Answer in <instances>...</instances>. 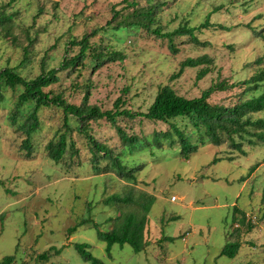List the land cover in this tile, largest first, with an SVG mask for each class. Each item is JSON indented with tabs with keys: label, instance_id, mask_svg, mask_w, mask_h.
<instances>
[{
	"label": "rangeland",
	"instance_id": "obj_1",
	"mask_svg": "<svg viewBox=\"0 0 264 264\" xmlns=\"http://www.w3.org/2000/svg\"><path fill=\"white\" fill-rule=\"evenodd\" d=\"M9 1L0 0V10L14 13L12 23L6 29L0 27V68L15 66L21 75L34 77L43 68L58 67L69 39L94 30L91 47L124 56L96 69L87 57L85 68L60 70V80L45 90L61 92L69 102L80 103L88 89V103L102 109L111 108L122 95L126 106L144 111L163 84L194 97L220 79L233 86L213 92L212 103L229 105L239 95L247 98L264 92V81L246 93L238 84L264 67V0H165L157 21L163 31L185 21L197 26L207 14L211 23L222 26L195 31L199 41H208L206 45L191 41L189 35L175 36L178 51L174 54L166 38L142 28H115L131 8L106 25L114 9L122 6L121 0H13L8 5ZM139 3L146 4L145 0ZM24 47L29 55L20 64ZM77 50V46L69 48L68 55ZM202 54L212 60L206 75L195 78L207 63L186 67L171 79L182 59ZM259 56L263 57L260 64L255 62ZM19 91L4 89L0 102V260L14 255L13 264H91L74 248L75 242H85L91 254L106 264H264V142L244 141L241 152L226 141L212 142L190 124L177 123L187 132L185 146L176 141L172 146H144L126 153L122 162L134 167L137 186L155 197L147 215V245L135 252L129 244L114 243L107 252L92 222L100 230L108 229L106 219L116 209L103 199L120 191L125 179L91 167L92 145L76 129L71 131L78 150L74 162L69 151L57 163L46 155V142L62 129V112L55 106L39 110L31 156L24 157L19 145L25 134L18 126L26 114L14 109ZM256 115L264 116V111ZM119 123L127 133L139 136L168 127L140 117L120 118ZM88 129L115 153L122 148L114 127L104 119L91 121ZM190 145L195 150H186ZM248 221L253 225L249 230ZM73 226L75 230L68 232ZM236 235L243 243L237 254H220ZM50 247L47 259L40 262L38 254Z\"/></svg>",
	"mask_w": 264,
	"mask_h": 264
},
{
	"label": "trees",
	"instance_id": "obj_2",
	"mask_svg": "<svg viewBox=\"0 0 264 264\" xmlns=\"http://www.w3.org/2000/svg\"><path fill=\"white\" fill-rule=\"evenodd\" d=\"M12 1L10 0L7 4L10 5ZM120 3L122 6L119 9H114L111 18L106 21V25L114 22L117 16L123 14L124 10L131 8L130 12L120 16V21L115 25V28L120 26L142 28L155 37L166 38L169 43L168 48L173 54L178 51V48L174 46L173 38L175 36L189 35L191 41L206 45L208 41H199L195 31L208 27L222 28L221 25L211 23L209 14H207L206 19L197 26H189L185 21L171 31H163L157 25V21L160 20V12L165 5V0H145V5H141L139 0H121ZM13 18V12H7L2 8L0 10V27L6 29L12 23ZM95 32L96 30L85 33L80 38L69 39L66 44L65 55L58 67H51L47 70L41 68L42 70L34 77L27 78L21 75L15 66L0 68V102L4 100L2 93L4 89L20 88L16 96L14 109L17 112L22 111L26 114L23 122L18 126V128L24 130L25 134L19 145L20 150H24V157L31 156V135L39 129L38 112L44 107L55 106L60 108L62 112V129L55 132L45 144L46 155L54 162L63 161L67 151H69L72 161L74 160L73 157L77 155L76 143L71 135L72 129H76L87 137L92 145V148L89 149L91 167L96 168L98 171L110 170L126 181L120 191L112 192L104 197L103 203L115 207L116 214L106 219L109 224L108 229L105 231L100 230L96 222H92L97 230L96 235L106 243L107 252L110 251L114 243L119 245L129 244L133 251L139 252L147 245L144 237L148 220L147 215L155 197L152 193L137 186L135 174L133 173L135 169L134 167L128 168L122 162L124 155L132 150L135 151L139 147L152 146L159 148L164 143L172 146L176 141L180 143L181 147L185 146L187 144V132L181 129L177 123L190 124L193 129L202 132L212 142L226 141L244 152L242 147L244 141L247 144H255L257 141L264 142V116H255V114L264 111V92L247 98H242V95H239L234 103L227 105L209 101V97L213 92L224 91L227 87L233 86L232 83L228 84V81L224 79L211 83L201 91L200 95L194 97L180 95L170 84H163L156 89L153 100L146 110L140 111L126 106V99L122 95L115 98L111 108L102 109L97 104L88 103V89H86L81 102L78 104L66 100L61 92L54 93L51 89L45 90V88L60 80L58 74L60 70L74 72L77 68H85L88 64L87 57L89 58L88 62L92 63V67L95 69L105 61L122 60L124 58L117 51L102 52L100 49L91 47L89 38ZM74 46L78 47L77 52L68 55L69 48ZM28 55V47H24L20 64L28 59ZM261 57H257L255 62L260 64L263 61V57ZM211 61L206 54L186 57L179 62V68L171 74V79L178 77L186 67H196L207 63V65L201 66L196 73L195 78L200 79L209 72L208 64ZM263 81L264 67H260L247 78L238 81V84L244 86L243 93H246L247 91L257 90ZM122 90L125 93L128 88ZM136 117L163 122L168 127L159 130L153 129L148 136L129 134L121 126L119 119L126 118L130 120ZM71 118L74 119V125L71 123ZM101 119L114 127L122 145L118 153H115L114 149H110L105 143L98 141L88 132L89 123ZM13 121H15V115ZM190 146L186 150H195V146ZM64 162L72 164L74 161L64 160ZM81 163L76 162V164ZM252 168L253 166L250 169ZM246 225L247 230L253 227L249 221ZM75 227L67 228L68 232L74 231ZM236 236L232 242H227L223 246L220 254L229 257H234L237 254L241 239L238 235ZM88 247V243L85 242L74 243V248L84 260L89 261L91 264H106L100 258L93 256ZM51 249L52 247L38 254L37 257L40 262L47 259ZM13 261L14 255H7L0 260V264H13Z\"/></svg>",
	"mask_w": 264,
	"mask_h": 264
},
{
	"label": "clouds",
	"instance_id": "obj_3",
	"mask_svg": "<svg viewBox=\"0 0 264 264\" xmlns=\"http://www.w3.org/2000/svg\"><path fill=\"white\" fill-rule=\"evenodd\" d=\"M235 225H237V224H235ZM228 238H229V235H228ZM230 239V238H229ZM232 240V239H231ZM241 244H242V241H241ZM240 247H241V245H240Z\"/></svg>",
	"mask_w": 264,
	"mask_h": 264
},
{
	"label": "built area",
	"instance_id": "obj_4",
	"mask_svg": "<svg viewBox=\"0 0 264 264\" xmlns=\"http://www.w3.org/2000/svg\"><path fill=\"white\" fill-rule=\"evenodd\" d=\"M172 199H174V197Z\"/></svg>",
	"mask_w": 264,
	"mask_h": 264
},
{
	"label": "crops",
	"instance_id": "obj_5",
	"mask_svg": "<svg viewBox=\"0 0 264 264\" xmlns=\"http://www.w3.org/2000/svg\"><path fill=\"white\" fill-rule=\"evenodd\" d=\"M242 244H243V243H242ZM242 244H241V245H242ZM239 249H240V248H239Z\"/></svg>",
	"mask_w": 264,
	"mask_h": 264
}]
</instances>
